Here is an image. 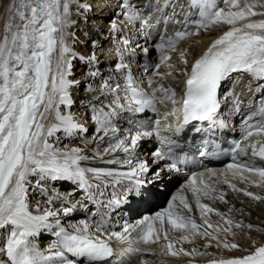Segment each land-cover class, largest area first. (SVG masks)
<instances>
[{
  "label": "snow or ice",
  "instance_id": "1",
  "mask_svg": "<svg viewBox=\"0 0 264 264\" xmlns=\"http://www.w3.org/2000/svg\"><path fill=\"white\" fill-rule=\"evenodd\" d=\"M72 5L76 6L78 15L91 11V4L80 0H10L6 8L7 19L0 32V264H107L114 254L113 241L126 245L123 251L129 256L156 254L149 247L153 244L159 245V254L165 257L207 255L195 246L198 237L207 241L203 245L205 249L212 246V241L217 248L223 245L229 250L237 249L239 245L221 239V233L234 236L233 226L249 229L254 226L235 220L231 216L233 208L220 212L205 201L228 203L225 192L218 187L220 183L253 201L264 200V195L247 187L240 188L227 178L213 180L211 169L207 180L191 177L185 189L191 194L200 222L185 195L173 196L164 211L145 216L135 224L125 223L121 231L112 230L105 219L106 213H89L86 204H81L85 219L67 224L62 221L76 210L75 204L64 205L77 190L83 192L87 202L104 209H118L122 204H148L158 195L157 188L166 178L165 170L169 173L177 170L176 163L169 161L183 149L177 139L160 135L161 122L156 121L155 127L131 122L133 126L121 136L114 123L119 117L117 108L140 114L146 110L155 112L157 101H171L170 115H176L175 105L180 104V123L172 130L179 136L189 124L194 133H199L201 128L193 122H209L214 126L221 109L218 90L224 82L237 79L233 73L250 77V92L253 82L256 90H264V19L250 20V17L264 16V0H163V3L154 0L149 8L166 15L165 24L171 20L180 27L166 40L161 34V42L155 45L161 53L160 63L146 66V72L149 67L153 71L146 81H140L146 82L148 90L140 88L133 78L131 61L125 62V54L133 58L136 55V49L129 45L130 38H118L117 34L121 32V24L133 25L129 31H135L138 22L140 34L147 39V28L152 25L140 14L138 5L119 0L121 11L116 16H122L123 20L112 19L107 33L101 31L99 35L124 46L122 51L118 50V62L114 65L115 72L124 81L122 94L119 82L114 86L109 82L113 77L97 88L91 86L90 81L99 75L95 53L103 45L90 39L89 55L74 51L68 42L76 39L75 33L69 31L77 23L71 18ZM166 8H171V12L165 14ZM238 23L241 26L237 27ZM225 25L229 30L216 38L190 68L185 58L187 49L180 50L183 68L169 62L171 56L166 53L177 51L180 41L198 35L200 30ZM136 48L148 55L147 47L137 43ZM77 59L87 68L82 79L76 78L73 72V61ZM161 65L169 71L160 73ZM173 70L184 77L179 100L175 99L174 90L154 79L172 75ZM73 91L77 95L81 91L85 94L79 103L85 116L94 122V135L89 138H85L88 128L71 111L77 102ZM228 96L233 97L234 110L239 111L236 94L229 90L225 94L226 103ZM261 113L264 117V107ZM254 134H264V119L250 126L243 139L248 141ZM77 136L86 146L94 144V147H61L62 138ZM153 137L160 147L148 154L151 160L140 159L137 155L140 141ZM232 152L233 163L227 164V169L234 176L241 174L242 183L264 186V166L257 164V159L264 162V143L259 146L257 142L236 143ZM238 156L248 159L242 161ZM125 166L127 171L119 170ZM242 173L257 175L259 183L249 181ZM55 182H68L73 187L61 194L56 191ZM109 187H119L121 199H109L105 203L102 198ZM41 197L45 198L43 208ZM56 201H60L61 207H52ZM211 213L223 224H213L209 218ZM96 216L100 219H93ZM41 234L54 237L44 249L36 242ZM182 243L194 246L191 251L176 247ZM253 248L242 249L248 252L242 257L213 260L209 264H264V245H253Z\"/></svg>",
  "mask_w": 264,
  "mask_h": 264
},
{
  "label": "bare ground",
  "instance_id": "2",
  "mask_svg": "<svg viewBox=\"0 0 264 264\" xmlns=\"http://www.w3.org/2000/svg\"><path fill=\"white\" fill-rule=\"evenodd\" d=\"M9 2L10 0H0V32H2L4 23L7 19L6 8ZM80 2L85 3V4H91V8L94 7L93 12H97L98 14L102 13L98 10H105V8H103L104 4L108 3L107 4L108 6L111 5L110 0H94L95 3L92 2L91 0H80ZM113 3H114V0L112 1V4ZM222 6L223 5L221 4V7ZM71 7H72L71 18L77 21V23L72 28H70L69 31L75 33V37H76L75 40H78V42H76L73 39H69L68 42L69 44L72 45L74 51L78 53L79 55H84V56L89 55L92 50L90 39L98 41V43L102 44L104 47L105 46L108 47L109 51H112L114 47L111 48L109 46V43H112V45L114 46L117 43L113 42L111 39L106 40L104 37L99 35V32L102 31L106 34L109 21H111V19L114 18V19H117L119 22L123 20V17L122 16L117 17L116 15L112 13L111 18L107 19L105 21V24H103L100 21H95L93 17L91 18L87 17L86 13L82 15H78L76 12V6L72 5ZM262 19H264V16L250 17V20L252 21H259ZM241 23H238L236 26L237 27L241 26ZM120 27H121L120 33H122V36L124 34L127 35L130 38L129 40V42L131 43L130 47L136 49V55L134 58L131 56H127L125 58L126 62L131 61L130 69H131L133 78H136L139 80L141 79L147 80V78L151 75L153 68L149 67L148 71L146 72L145 67L148 65L159 64L160 58H155L153 53L150 51V49H148V55L145 56V54L140 48H136V44L139 43L142 45V42H140L138 38L135 37V31H129V29H131L129 25L125 26L124 24H121ZM227 30H229V26L227 25L220 27V28H210L207 31L200 30V33L198 35H192L188 37L183 43H179L177 47V51H174L175 54L170 55L169 52L166 53L171 56V60L169 62L175 64L178 68H183L184 65L181 64L180 62V50L187 49L185 58L187 59L188 66H189V64L193 63L196 58H199L201 56V53H203L204 50H206L216 38H218L220 35L223 34L224 31H227ZM120 36L121 35H119L118 33L117 37L119 38ZM187 42H191L194 48H192L191 46H188ZM119 45L121 47H119ZM117 47H115L117 48V50L115 51V55H117L118 50L122 51L124 46L121 44H117ZM144 47H147V46H144ZM101 50L102 49H97L95 53L99 60L98 65L95 66V68L98 69L99 71V75L96 77L95 80L90 81L91 86L93 88L99 87L104 82V80H107L109 77H113V79L110 80L109 82L115 85V83L118 82L121 77L120 75H118V73L114 72L115 71L114 63H110V62L108 63V61H106L105 59L104 60L101 59L103 58L100 55ZM116 58H118V56H116ZM73 65H76V69L74 70L75 77L82 79L87 74L86 66L84 64H81L78 59L73 61ZM74 68L75 67H73V69ZM168 71L169 69H167L164 65H161L159 69L160 73H167ZM175 72L176 71L173 70L172 75H165L164 78L175 79L176 77H178V75H176ZM157 78L159 77H154V79L156 80ZM72 95H73V98L76 99L77 102L73 106L71 111L76 116L77 120L80 123L84 124L85 127L88 128V132L85 138H89L94 135V131H93L94 122L85 116L84 110L81 108V105L79 103V100L83 99L85 94L83 91H81L79 95H77V93L73 91ZM123 120H124V116H122L121 113L119 112V117L114 121V123L119 128L118 135H121V136L124 135L125 130L129 128V127L123 126L122 124ZM64 145H68L69 147H80V148L94 147V144H89L86 146L84 143H82L79 136L75 138H71V139L62 138L61 147H63ZM151 152L152 151L149 152L148 149L146 148V143H140V147L137 149V155L142 160L143 158L147 160H151V157L148 155ZM88 154L90 155V153ZM96 166L118 167V166H108V165H99V164ZM119 170L127 171L128 167L125 166L124 168H120ZM165 172H166L165 181L164 183L160 184L157 188L158 195L150 203L143 204V208L141 210L137 211L138 209H136L135 214L128 221H125L123 223L121 222L120 224L112 223L110 225L112 230L121 231L122 226L125 223L135 224L138 220L143 219L145 216H149V217L155 216L156 213L162 212L168 207L169 201L172 200L173 196H179V195H185L189 197L190 205L194 209L193 215L197 219V222H200L199 212L195 210L194 201L191 200V194L190 192H187L185 190L187 183L180 182L179 185L176 184V186L173 187V189H171L172 187L171 184L175 180L174 174L172 172L169 173L167 169L165 170ZM213 174H214L212 175L213 180L223 181L225 178H227L228 180H230L232 183L236 184L240 188L247 187L248 190L251 192L260 193L261 195H264V186L260 188V186H257V184H253V183L245 184L241 182L240 178H234V177L228 178L224 176L222 172H216ZM209 175L210 173L205 174L204 179L207 180L209 178ZM256 178L258 181L260 180L259 177H256ZM248 180L253 181L249 178ZM218 187L225 192V199L228 201V203L225 204L219 200H217L214 204L210 201H205V202L209 203L210 206L214 207L220 212H227L229 208H233V211L231 212V216L235 220L241 221L244 225L250 224L254 226L252 229H249L248 227L236 228L235 226H233L231 231L235 233L234 236L230 234H225L223 232L221 233V239H226L230 243L238 244L239 247L237 249L229 250L227 248H224L223 245L217 248L215 241L211 242L212 246L205 249L203 245L207 241L205 239H200L198 237L195 240V246L198 248V251L200 253L207 252L208 253L207 255H196L195 257H192V256H184L183 254H181L178 257H172V256L165 257L159 254V245L153 244V245H150L149 247H151V249L156 254L140 253L138 255H132L133 257L131 256L132 258L131 264H157V263L175 264L178 262L179 263L183 262L184 260L190 263H193V264H209V262L213 260L229 259L233 257H242L248 254V252L242 251V249H248L251 251V250H254L253 245L255 246L264 245V210L260 208V206L264 204L263 202L264 200L253 201L250 197L244 196L243 193L233 192L231 189L227 187L226 184H223V183H220ZM67 188L68 186L66 183L55 182V189L57 192L63 194L65 193L64 190ZM114 190L121 191L119 187H116ZM49 192H51V189H49ZM164 192L167 194L165 198L162 197ZM44 199H45L44 197H41V201H42L41 207L42 208L44 207V204H43ZM34 203L35 201H33V204ZM79 203L84 204V202L80 201V199H79ZM72 204L73 202L68 198L67 204L64 206H70ZM52 207H55V208L61 207L60 201L54 202ZM77 209L78 208L76 207V210L72 213L71 216L63 218L62 222L67 224L68 222H77L78 220L83 219V214L79 212ZM237 210H242V212L237 211ZM108 214L111 217L110 220H112V216L114 215V212L111 210V212H108ZM209 218L213 224H223V221H221L220 218L215 215V213L209 214ZM209 231H211V229H209ZM176 235L178 236L179 233H177ZM46 240H47V234H41L37 238L36 242L41 249L48 247L49 242ZM193 246L194 245L192 243H182V244L176 245L177 248L183 247L184 249L188 251H191ZM216 252L218 254H216ZM125 256L130 257L128 254H125Z\"/></svg>",
  "mask_w": 264,
  "mask_h": 264
},
{
  "label": "rangeland",
  "instance_id": "3",
  "mask_svg": "<svg viewBox=\"0 0 264 264\" xmlns=\"http://www.w3.org/2000/svg\"><path fill=\"white\" fill-rule=\"evenodd\" d=\"M192 39V38H191ZM76 42H78V40H75ZM187 44H188V46H191L192 48H194V46H192V44H191V42H187ZM106 47V46H105ZM104 46H103V48L102 49H104L105 48ZM109 51V50H108ZM102 60H104L103 58H101ZM74 69H73V72H74V70L76 69V65H74ZM143 156H145V155H143ZM144 159V158H143ZM176 186V184L175 185H173L172 187H171V189H173V187H175ZM167 196V194L164 192L163 193V195H162V197L163 198H165ZM264 202V201H263ZM260 208H262L263 210H264V204H262L261 206H260ZM241 250V249H240ZM216 254H218L217 252H216Z\"/></svg>",
  "mask_w": 264,
  "mask_h": 264
}]
</instances>
